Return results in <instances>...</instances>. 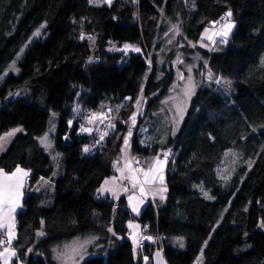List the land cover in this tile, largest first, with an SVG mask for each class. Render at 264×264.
Masks as SVG:
<instances>
[{
  "label": "trees",
  "instance_id": "16d2710c",
  "mask_svg": "<svg viewBox=\"0 0 264 264\" xmlns=\"http://www.w3.org/2000/svg\"><path fill=\"white\" fill-rule=\"evenodd\" d=\"M229 11L226 39L196 46ZM168 23L180 29L185 62L197 61L176 131L161 105L172 72L156 54ZM102 112L94 122L101 132L81 130ZM52 115L59 157L37 139ZM15 126L0 168L30 170L15 216L22 264H58L55 247L75 238L88 241L79 264H151L155 250L168 264H193L201 252L202 264H264V0H0V134ZM129 130L136 167H154L158 157L165 175L163 196L137 217L125 196L98 194ZM227 150L250 164L222 179L216 166ZM131 219L140 225L138 253Z\"/></svg>",
  "mask_w": 264,
  "mask_h": 264
},
{
  "label": "rangeland",
  "instance_id": "374dc122",
  "mask_svg": "<svg viewBox=\"0 0 264 264\" xmlns=\"http://www.w3.org/2000/svg\"><path fill=\"white\" fill-rule=\"evenodd\" d=\"M112 0H110L111 2ZM90 4L94 5H102V4H109L107 0H89ZM231 23L234 27V22L231 21L226 14H223L217 22L212 23L207 28H205L202 32L201 41L195 43L196 46H200L206 49L215 48L218 43L223 42L226 37L230 34V31H228V35L225 37L223 35H217V33H222L226 30V25ZM207 30V31H206ZM179 33L180 29L177 25L168 23L167 26L164 27L161 34L158 37L157 46H160L159 51L157 54V66L158 67H164V63L166 62V74H171L172 72V81L170 83V86L168 88V93L165 98L162 99L161 105L164 109V112L166 113V116L169 120V122L172 125V129L174 131L178 130L180 127V124L184 118L185 112L187 110V107L189 105V101L194 94V91L196 89V79L194 75V68L197 65V61L194 57V61L191 64H188L185 62L183 53L180 48H183L182 43H180L179 40ZM211 37L209 39L208 37ZM180 45H179V44ZM195 44L188 43L187 47L194 48ZM150 65V60L148 61ZM181 74L183 75V79H181ZM161 77L163 75H160ZM189 78L191 79L192 85H194L191 94L186 95L187 85ZM220 82H225V85L228 86L229 83L226 82V80H219ZM99 101H101V98L99 97ZM89 114H87L88 116ZM86 116V117H87ZM105 114L102 113H93L90 118L95 117L92 119L91 122L87 120L88 127L85 129H88L89 131L86 132H101L100 130H103V123L100 122V125H94V122H98L100 120H105ZM108 121H106L107 123ZM19 129V131H15L14 135L8 136V133L13 132V130ZM54 129V115H52L48 129L47 131L37 137L38 141L41 144H44L47 149V151L51 154L52 151L56 154L57 157H59V153L56 152L52 145V139H51V133ZM106 129V128H104ZM132 129V128H130ZM21 130V126H15L11 127L9 130L4 131L0 134V137H3L4 139L0 140V147H2V152L6 146L12 141L14 136L19 133ZM47 134V140L46 142H42L43 138ZM133 134L131 130H129L125 136V138L128 139V145L125 146V143H123L121 155L119 159L114 164L113 167V173L105 179V181H109L107 185H105V181L98 189V194L100 196L109 195L111 199L118 200L120 197L125 196L126 202L129 207L130 212L135 216H139L142 209L145 207V205L149 201H154L158 198H161L164 193V185L163 183H158L157 179L155 178L157 175V171L149 172V168H143L136 167L137 165L133 163L134 159L133 156L130 158L131 152L130 145L132 142ZM125 141V140H124ZM132 159V160H131ZM250 160L242 155L241 153L235 151V150H227L222 157L221 162L216 166V172L218 177L222 179H229L233 175H235L239 168L244 165H249ZM156 166V164L154 165ZM17 168L22 169L24 172L30 173V170L23 166H17L14 170L8 171L7 173L4 172L3 169L0 168V187L4 185H11L7 180L3 179V175L1 174H9L8 176L11 177V179L15 182L16 179H19V174L17 176L12 177V173L16 171ZM153 168V167H152ZM143 171H140V170ZM145 172H149L148 176H145ZM23 176V181H24ZM115 177V180L113 181V178ZM41 182H36L32 187L31 191H37ZM141 187H143L144 192H141ZM104 189V191H101V189ZM26 189L25 183L23 182L22 190L20 189V192L18 190V196L16 195L15 187H13V193L11 196V200L14 199V204L21 205L22 209V203L24 199V190ZM18 198V200H17ZM131 198V199H130ZM18 202V203H17ZM81 203L78 205L79 209H82V205L84 204L83 201H80ZM11 202L10 204H12ZM9 203H5L3 205H0V211L6 210L7 207L10 205ZM244 205V199H241L238 206L242 207ZM136 208L137 210L134 211L133 208ZM19 209V210H20ZM131 225V226H130ZM136 226V227H132ZM128 238L132 240L134 251L136 253V247H137V240L139 236V229H138V223L135 219H131L128 223ZM135 237V239H134ZM87 240H83L81 238H75L70 241H66L54 249V257L58 264H79L82 260L85 259V247L87 244ZM3 253L0 254V264H22V262L16 257V255H12L13 249L12 247H4ZM7 249V251H5ZM156 250L155 252H157ZM154 252V253H155ZM154 256V254H153ZM15 259L17 261L15 262ZM203 263V256L202 252L199 253L194 260L193 264H202ZM146 264V261H145ZM154 264H161L159 260L155 259Z\"/></svg>",
  "mask_w": 264,
  "mask_h": 264
},
{
  "label": "snow or ice",
  "instance_id": "6c2138e0",
  "mask_svg": "<svg viewBox=\"0 0 264 264\" xmlns=\"http://www.w3.org/2000/svg\"><path fill=\"white\" fill-rule=\"evenodd\" d=\"M107 2L110 3V0H107ZM226 16L230 17V16H231V12L229 11V12L226 14ZM232 27H233V25H232L231 23L227 24V25H226V30L223 31L222 33H217V35H223V36L226 37V36L228 35V31L231 30ZM206 31H207V30H206ZM38 34H39V33L37 32L36 35H38ZM82 38H83V37H82ZM208 38L211 39L210 36H209ZM129 47H131V46H129V45H125V48H129ZM135 51L139 52L140 49H139V48H136ZM180 78L183 79V75H182V74H181V77H180ZM193 87H194V85H192V83H191V79L189 78L188 85H187V90H186V95H190V94H191V91H192ZM139 103H140V101L138 100V101H137V104H139ZM94 118H95V117L90 118L89 122H91L92 119H94ZM134 122H135V120H134V118H133V123H134ZM69 123H71V122H69ZM113 127H114V126H113ZM81 130H82V131H89L88 129H83V128H82ZM15 131H19V129L13 130V132L8 133L7 135H8V136L14 135V134H15ZM104 135H107V133H105ZM103 138H104V136L102 135V136H101V139H103ZM2 139H4V138H3V137H0V140H2ZM46 140H47V134H46V136L43 138L42 142H46ZM124 143H125V146L128 145V139H127V138H125ZM0 150H2V147H0ZM88 150H89V149H88L87 147H85L84 151L87 152ZM164 155H165V157H166V156H167V153H164ZM162 165H163V162L160 161L159 158L157 157V158H156V166H154L153 168H150V169H149V172H154V171L162 170ZM0 171H2V170H0ZM140 171H143V170L141 169ZM149 172H145V176H146V177L148 176ZM17 174H22V175H21L20 180L17 182V184H16L15 186H13V185H4V186L0 187V205H3V204H5V203H9V204H10V203L12 202V201H11V196H12V193H13V187H15L16 195L18 196V194H19V193H18V189H19L20 185L22 184V177H23V176H27L28 173H27V172H24V171H23L22 169H20V168H17L16 171H15L14 173H12V177L17 176ZM159 178H160L161 181H163V176H162V175H161ZM6 179H11V177H7ZM114 180H115V177L113 178V181H114ZM108 183H109V181L106 180V181H105V185H107ZM101 191H104V189L102 188ZM141 192H142V193L144 192L143 187H141ZM208 198L211 199V197H208ZM130 199H131V198H130ZM14 210H15L14 207H9V208H8V212H12V211H14ZM133 210L136 211L137 209L134 207ZM5 223H7V221L4 219V217L0 216V227H4ZM130 226H131V225H130ZM132 227H136V226H132ZM261 227H264V223H262ZM109 231H111V229H109ZM41 235H43V233H41ZM10 238H11V234H10ZM134 239H135V237H134ZM147 239H151V237H148ZM182 246H183V245L181 244V247H182ZM5 251H7V249H6ZM12 255H15V252H13Z\"/></svg>",
  "mask_w": 264,
  "mask_h": 264
},
{
  "label": "crops",
  "instance_id": "0c3cea01",
  "mask_svg": "<svg viewBox=\"0 0 264 264\" xmlns=\"http://www.w3.org/2000/svg\"><path fill=\"white\" fill-rule=\"evenodd\" d=\"M129 152H130V150H129ZM130 158H131V154H130ZM155 165V164H154ZM150 168H152V166L151 167H149V169ZM5 173H7L6 171H4ZM162 171L161 170H158L157 171V175H156V177L155 178H158V176H159V174L161 173ZM29 174V173H28ZM1 175H3L2 177H3V179L4 180H7L9 183H11V185H13V186H15L16 184H17V182L20 180V178H21V175L22 174H19V179H16V181L14 182L12 179H6L7 177H9L8 175L9 174H1ZM24 179H25V177H24ZM25 181V180H24ZM23 177H22V184L20 185V187H19V192H20V189L22 190V185H23ZM42 180L41 179H39L38 181H36V182H41ZM46 181V180H45ZM17 200H18V198H17ZM13 203L12 204H10L8 207H7V209L5 210H3V211H0V216H2V217H4V219L7 221V223H5V225H4V227H0V235H6L7 237H8V242L7 243H4V247H8V246H10V247H12V249H13V252H15V255H16V250H15V248L13 247V242L15 241V239H16V236H17V230H16V226H15V216H16V213L19 211V209L21 208V205H18V204H14V202H15V200L14 199H12L11 200ZM18 203V202H17ZM9 207H14V211H12V212H8V208ZM138 229L140 230V225L138 224ZM10 234H11V238H10ZM129 239H130V237H129ZM131 240V239H130ZM3 243V241H0V247H2L1 246V244ZM131 243H132V240H131ZM132 245H133V243H132ZM139 240H137V247H136V253H138V251H139ZM3 247V249H2V252L1 253H3V251H4V248ZM133 250H134V246H133ZM156 251V250H155ZM0 253V254H1ZM134 253H135V251H134ZM155 259H157V260H159V262L161 263V264H168L167 262H166V260H165V258H164V256H163V253H162V251H160V250H158L157 252H155L154 253V256H153V258L151 259V264H154V261H155Z\"/></svg>",
  "mask_w": 264,
  "mask_h": 264
},
{
  "label": "bare ground",
  "instance_id": "6f19581e",
  "mask_svg": "<svg viewBox=\"0 0 264 264\" xmlns=\"http://www.w3.org/2000/svg\"><path fill=\"white\" fill-rule=\"evenodd\" d=\"M46 182V181H45ZM104 182V181H103ZM103 182H102V184H103ZM24 183H25V187H28L30 184L29 183H26L25 181H24ZM101 184V185H102ZM25 191V190H24ZM140 232H142V229H141V231ZM0 241H3V243L1 244V246L2 247H0V250H1V252H2V249H3V247H4V243H7L8 242V237L6 236V235H0ZM142 240H140V242H139V247H141L142 246ZM0 252V253H1ZM16 257L18 258V256L16 255Z\"/></svg>",
  "mask_w": 264,
  "mask_h": 264
},
{
  "label": "water",
  "instance_id": "95a60500",
  "mask_svg": "<svg viewBox=\"0 0 264 264\" xmlns=\"http://www.w3.org/2000/svg\"><path fill=\"white\" fill-rule=\"evenodd\" d=\"M161 175L163 176V181H161L160 178H159ZM157 181H158V183H164V182H165V175H164L163 172H161V173L159 174Z\"/></svg>",
  "mask_w": 264,
  "mask_h": 264
},
{
  "label": "built area",
  "instance_id": "2783aa9c",
  "mask_svg": "<svg viewBox=\"0 0 264 264\" xmlns=\"http://www.w3.org/2000/svg\"><path fill=\"white\" fill-rule=\"evenodd\" d=\"M0 252H1V250H0Z\"/></svg>",
  "mask_w": 264,
  "mask_h": 264
}]
</instances>
